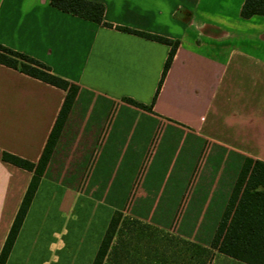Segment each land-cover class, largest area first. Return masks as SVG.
Segmentation results:
<instances>
[{"label": "crops", "instance_id": "1", "mask_svg": "<svg viewBox=\"0 0 264 264\" xmlns=\"http://www.w3.org/2000/svg\"><path fill=\"white\" fill-rule=\"evenodd\" d=\"M92 1L103 4L112 27L50 0H0V44L79 87L5 264H14L38 207L50 208L57 187H65L59 207L67 204L106 124L114 153L107 161L120 160L123 138L134 134L142 146L129 159H140L153 125L164 121L210 146L264 161V15L242 17L244 0ZM116 26L178 41L156 95L171 45ZM65 95L0 63V150L36 162ZM102 162L100 174L109 166ZM31 175L0 158V249ZM186 175L181 168L171 186H183Z\"/></svg>", "mask_w": 264, "mask_h": 264}, {"label": "rangeland", "instance_id": "2", "mask_svg": "<svg viewBox=\"0 0 264 264\" xmlns=\"http://www.w3.org/2000/svg\"><path fill=\"white\" fill-rule=\"evenodd\" d=\"M107 128L67 204L59 207L65 187H57L50 208L38 207L14 264H91L115 210L122 216L111 249L130 253L112 256V250L103 264H243L210 240L244 158L164 121L153 125L140 159H129L142 146L134 134L123 138L124 158L107 161L114 155ZM102 161L109 166L100 174ZM181 168L187 173L183 186H171ZM192 244L206 250L200 261Z\"/></svg>", "mask_w": 264, "mask_h": 264}, {"label": "trees", "instance_id": "3", "mask_svg": "<svg viewBox=\"0 0 264 264\" xmlns=\"http://www.w3.org/2000/svg\"><path fill=\"white\" fill-rule=\"evenodd\" d=\"M50 4L63 11L112 27V24L103 20L104 6L100 2L92 0H50ZM240 15L244 18L252 15H264V0H244L240 8ZM116 28L171 45L163 65L156 95L170 66L178 41H171L166 37L127 27L116 26ZM0 63L66 91L54 125L36 162L0 150L2 160L32 172L0 249V264H5L79 87L77 84L54 74L50 67L43 62L2 44H0ZM124 99L139 107L150 108L129 97ZM121 216V211H114L91 264H103L112 250V256H121L126 251L128 252L126 255H129L130 249L122 247L111 249ZM192 246V251L199 260L206 250L199 245L192 244ZM210 246L236 261L247 264H264V161L250 157L244 158L228 201L210 240Z\"/></svg>", "mask_w": 264, "mask_h": 264}]
</instances>
